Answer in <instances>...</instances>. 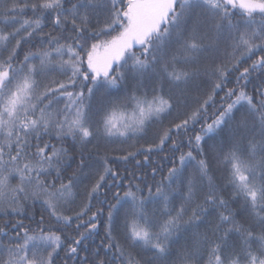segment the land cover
I'll use <instances>...</instances> for the list:
<instances>
[{
	"label": "snow or ice",
	"instance_id": "snow-or-ice-1",
	"mask_svg": "<svg viewBox=\"0 0 264 264\" xmlns=\"http://www.w3.org/2000/svg\"><path fill=\"white\" fill-rule=\"evenodd\" d=\"M0 21V264H264V0Z\"/></svg>",
	"mask_w": 264,
	"mask_h": 264
},
{
	"label": "trees",
	"instance_id": "trees-1",
	"mask_svg": "<svg viewBox=\"0 0 264 264\" xmlns=\"http://www.w3.org/2000/svg\"><path fill=\"white\" fill-rule=\"evenodd\" d=\"M0 3H3V0H0ZM2 23H3V22L0 21V26H2ZM25 51H27V48H25ZM53 75H55V74H53ZM222 95H223V93H221V96H222ZM192 96L195 97V93H192ZM217 99H219V97H218ZM209 111L211 112V111H213V109H209ZM174 117H175V114L173 115V117H170L169 119H172V118H174ZM168 122H169V120H165V121H164V124L166 125ZM155 127H158V126H154V128H155ZM198 130H199V125H197V131H198ZM150 134H151V131H150ZM185 150H186V149H185ZM154 159H160V158H158V157H154ZM164 174L166 175V169H165ZM125 175H127V174L125 173ZM137 175L139 176L140 174L137 173ZM129 178H130V177H129ZM160 179H161V176H160V175H157V176H156V180L159 181ZM124 184H125V187H126V186H127V181H124ZM145 194H146V193H145ZM40 211H41L40 206L37 204L36 207H35V209H34V213H33V212H30V215L34 214L35 219H36V220H39V218H40ZM5 222H6L5 218L0 217V224H3V223H5ZM7 222L14 223L15 220H13V219H11V218H8ZM46 222H48V221H47V217H46ZM24 223H25L26 226H30V227H32V228H35V227H36V224H35L34 222H32L31 219L25 218V219H24ZM102 235H103V233L101 232V236H102ZM99 239H100V238L97 237V239H96V243H99Z\"/></svg>",
	"mask_w": 264,
	"mask_h": 264
}]
</instances>
